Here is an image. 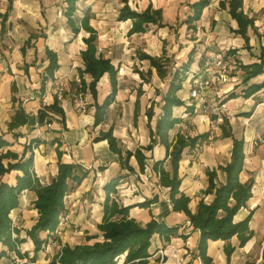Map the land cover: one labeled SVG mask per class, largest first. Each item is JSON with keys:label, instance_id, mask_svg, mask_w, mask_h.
<instances>
[{"label": "trees", "instance_id": "obj_1", "mask_svg": "<svg viewBox=\"0 0 264 264\" xmlns=\"http://www.w3.org/2000/svg\"><path fill=\"white\" fill-rule=\"evenodd\" d=\"M13 1L6 0L7 9L5 13L0 14L1 31L5 30V22L12 9ZM78 1L64 0L65 6L62 13L65 17L67 28L72 35L78 36L83 34L82 39L85 48L80 50L82 67H78L77 69L79 83L76 86V90H78V93L84 94L85 92H89L92 95L95 107L94 119L97 125L103 121L105 110L112 103L117 93L118 69L113 64L111 58L104 57L98 51L96 44L97 31L90 25V17L86 10L82 15L78 14ZM209 3L210 0H195L191 3L192 15H190L188 22L198 21ZM120 4L117 20L131 21V26L128 30L129 35L144 34L149 31L151 26L158 28L166 26L163 23L161 8H153L152 4H149L144 10L137 11L129 4V0H120ZM219 6L222 9H227L231 18L236 21L237 28L233 32L239 34L248 43L249 37L247 32L249 28L254 29L255 20L243 12V0H221ZM41 36L46 38L44 33ZM33 38L37 39L38 35L30 33L28 39L21 47L23 55ZM45 55L48 64L41 76V91L45 89L48 81L54 80V74L60 66L57 53L47 46L45 47ZM139 59L149 62L147 73L151 74L152 69H155L158 77L162 80L170 76L167 91L162 96L161 112L156 119L154 127L151 125V120L154 116L153 102L145 111L150 138L148 145L138 146L133 150L124 149L119 140L114 137L112 127L107 131H100L99 136L95 140H107L109 149L117 154L121 168L127 170L129 173L135 172L134 168L129 164L131 157L135 158L139 171L143 173L148 165L146 152L152 151L156 144L163 145L166 150L165 157L161 160H155L151 165V171L158 178V185L168 189L172 211L183 212L188 218L189 226L199 232L196 256L200 258L202 264H212V258L207 254L208 241L222 240L227 241L223 249L229 262L232 253L236 249V246L232 245L229 240L235 236L238 246L243 247L254 236L253 230L249 227L254 209L249 210L244 218L237 221L234 220L241 209L247 208V202L253 195V180L242 181L240 178L244 169L245 140L242 136L238 137L234 135L228 119H223V123L219 126L221 129L220 136L222 138H230L232 142L228 162L218 166V170H221L225 174V179L222 182L218 180L216 169L206 170L207 185L203 196L198 200L196 210L192 212L189 206L192 198L180 189L182 178L179 175V163L186 149H195L208 138L209 134L202 133L190 136L178 132L172 139L169 136L170 130L181 122L179 117L173 115L174 108L183 107L185 108L184 113L189 115L193 113V106H188L186 101L177 95V92L182 89V84L187 78L192 59L189 58L186 63L175 69L173 73L169 72L166 63L167 59L163 56L140 53ZM201 62L202 60H199V63ZM239 68L243 72L241 84L245 85V89L242 91L245 98H249L264 88V81L249 83L250 80L264 75V55H260L258 62L241 63ZM137 72L141 75L139 71ZM104 75L108 76L110 91L103 102L99 104L97 102V84ZM85 76L90 78L88 82ZM11 91L12 93L16 92L14 83L11 85ZM236 96L234 89L227 93L228 100L236 98ZM12 100L15 101L14 96H12ZM139 105L138 94L134 104L133 116L135 122L140 111ZM40 112L44 114V120L48 123H51L54 119V114L58 115L61 121L64 120L63 109L56 97L53 103L44 105L39 110ZM25 123L26 121L22 113L16 110L7 124V132L15 135L13 131ZM31 142L36 145L40 140L32 139ZM9 145L10 142L6 139L5 134L0 132V150ZM25 150L20 158H18L16 152L11 150L0 154V243L3 246H7L9 251H13L17 258L25 260L17 264H34L36 261L34 257H29L27 251H22L18 247V244H16L17 239L11 237L12 227L9 214L11 210L18 206L19 193L24 189H28L34 190L37 195L34 205L39 212V218L28 231V236L33 240L35 250L37 251L43 242L39 238L38 232H54L58 226L60 214L64 209L63 197L69 189V182L71 180L78 182L85 175L80 177L78 169L81 167L79 165L61 162L62 153L57 150V173L48 185H40L33 172L29 169L33 162V154L31 152L25 158ZM4 158L16 161L15 163L9 161L5 166L2 163V159ZM167 160L169 161L168 168L165 167ZM11 170H21L23 172L21 176H17L15 185L1 181V177ZM123 176L119 175L112 178L103 187L107 195L103 204V220L97 226L103 235V240L92 244H80L74 247L64 246L51 264H116L115 258L121 254H125L124 263L126 264H145L151 256L149 248L153 235H159L164 241H169L171 237L178 235L180 226H169L164 221L158 222L155 219H151L142 225L132 218L113 219V216L116 214L125 215L129 209L127 206H117L115 202L109 200L108 195L115 191V187ZM208 197L209 199H206ZM156 200L157 196L155 195L153 198L146 199L139 205L147 207ZM181 236L185 238L184 234ZM94 238H97V236ZM0 254L5 255L6 253L1 252ZM262 260H264V249H262Z\"/></svg>", "mask_w": 264, "mask_h": 264}, {"label": "rangeland", "instance_id": "obj_2", "mask_svg": "<svg viewBox=\"0 0 264 264\" xmlns=\"http://www.w3.org/2000/svg\"><path fill=\"white\" fill-rule=\"evenodd\" d=\"M148 1L151 2V0H129L130 5L138 11L143 10L148 4ZM194 1L195 0H154V2L151 3H153V6L155 5L162 9L163 23H165L166 26L162 28L151 26L148 32L133 35L128 34V24H122L117 21L118 9L121 6L120 0H79L77 2L79 8L78 14L82 15L85 10L88 13L90 17L89 23L97 31V47L101 48L100 53L103 56L112 57L113 63L118 68L117 75L120 89H125V96L119 102L108 108V124L112 123V125L117 127L121 122L127 123L130 119V110L132 108V105H129L130 95L131 99L135 100L137 98L136 95L139 94L140 111L136 122H134L138 129L137 131L131 130L130 134L126 136L125 144L122 143L124 149H135L137 146H140L143 131L148 134L145 111L149 104L153 102L154 116L152 122L157 119L161 112L162 96L166 93L170 81V76H167L163 80H158L154 76L155 69H152L151 74L147 73L149 70V62L146 60L141 61L139 59V54L146 53L152 56L165 57L170 73H173L175 69L186 63L189 58L192 59L187 78L184 84H182V89L177 92V95L181 97V99L191 103L188 99L190 84L187 79L193 71L197 72L198 68L201 67L199 60L204 58L203 54L206 51L215 50L213 48L211 49L212 45L208 46L207 39L231 38V34L229 33L231 31L228 30L229 26L221 25L220 27H215V24H211L212 20L209 14H206L204 16L205 18H203L202 12L201 18L198 21L188 22L190 15H192L190 4ZM64 6V0H45V5H42L43 9H45L43 13H46L49 19L52 20L50 27V32L52 31L51 36L55 35L54 33L56 31H62V33H64L62 28H66V20L61 10ZM207 18H210V24H208L209 27L204 29L202 25ZM257 18L260 19V22H256L255 20L254 25L257 26H254L255 29L253 31L249 30L250 39H264V13L257 15ZM18 21L27 30L36 35H40L41 32L44 33L43 27L40 30L37 29L39 33H36L34 31L36 28L30 27L22 19ZM5 23L6 32H8V29L11 28V25L9 26L8 24L12 22H9L8 19ZM8 33L5 34L6 37L11 36V34L9 35ZM68 36L71 37V39H79L82 37L80 35L73 36L70 31ZM247 48L250 49L249 46ZM234 59L238 63V68L245 60L235 56ZM137 71H139L141 75H139ZM240 71L235 75L237 78L233 88L237 96L235 99L227 102L228 112L220 113L219 116H217L222 118L221 120H217L216 114H213V107L217 104L219 97H214L212 94L207 98L208 105L206 106V113L199 110L189 115L184 114L182 107L173 109V115L181 119V122L172 130L173 137L178 132L190 136L202 133L209 134L208 138L201 142L195 149H186L179 163V174L190 182L189 186L194 187L192 191H189L190 197H194V200L195 182L197 185H200L201 182L203 183L205 171L208 169V167H206V158L214 153L215 149L220 151L219 155L222 163H225L228 158L229 146L221 144L222 140L219 139L221 135L219 126L223 123V119H225L226 116L236 136H242L244 139L246 137L248 145L252 147V155L247 158L245 169L248 174H254L260 179V182L256 183L257 187L253 189V197L255 199H264V192H260V189L264 190V188L259 187L258 190V186L264 184V90L261 89L249 98H245L242 94L245 85L241 84L242 74ZM105 79L106 75L101 81H105ZM252 81L262 82L264 81V75L249 81V83ZM76 83H79V79ZM69 86L72 87L71 85ZM77 91H71V94L76 95L75 100L79 94ZM82 96L84 97V95ZM69 98L74 99L71 95H69ZM213 117L216 118L213 119ZM198 119H204L203 123H199L197 121ZM139 128H142V131H139ZM2 130H4L3 133L7 136L10 145L1 149L0 154L2 152L5 153L7 150H11L16 152L18 158H20L26 148L25 158L28 157L31 152L33 154V162L29 168L30 171L33 172L40 185H48L55 177L57 169L51 170L48 174H38L35 168V156L38 152V146L32 144V138L29 137L30 133L23 130L13 135L7 131L5 132L6 128H0L1 132ZM127 140L130 141L128 142ZM255 142L257 144H255ZM219 146L220 148H218ZM9 161L15 163L16 160H11L9 158L2 159V163L5 166ZM168 163L169 161L167 160L165 163L166 168H168ZM78 171L80 177L83 175L87 177L88 171L83 167L79 168ZM22 174L23 172L21 170H11L1 177V181H5L10 185H15L17 176H21ZM143 174L139 176V179L145 176ZM248 177L246 173L242 174L243 180ZM84 178H80L78 182L75 180L69 182V189L63 197L64 209L60 214L58 226L54 232H38V236L43 242L40 249L37 251L35 250L33 240L28 236V231L39 218V212L34 205L37 195L34 190L28 189H24L19 193L18 206L11 210L9 214L12 227L11 237L17 239L16 244H18V247L22 251H27L29 257H34L36 260L34 264H51L55 256L60 254L64 246L74 247L80 244H92L96 241L103 240V235L97 227L98 224L94 209L98 206V201H100L103 207L107 194L105 191H100L98 183L95 185L93 184V186L86 191L79 189ZM95 178L96 177H94V180ZM148 179L151 181L152 177L148 176ZM125 182L119 181L115 187V191L108 194L109 200L115 202L117 206H124V199L129 193L128 190L126 191L129 185ZM30 193L33 194V198L30 196ZM131 193L138 194L134 189H132ZM262 208H264V203H262ZM249 209L250 206H248L247 211L243 210L240 216L247 214ZM128 213L129 209L125 215L116 214L113 216V219L129 218ZM102 220L98 223H101ZM179 231L178 233H180ZM184 232L186 233L187 231L184 230ZM95 236H97V238H94ZM173 238H175V236ZM169 244L172 246L171 243H168V245L165 244L166 246L163 245L154 252L153 257L157 259L159 264L161 262V257L158 256L159 254H157V251L160 249L169 250L168 256H165L163 261H167V264H172L169 259L172 258L175 253H173L175 248L171 247L170 251V247H168ZM1 251L6 254L0 256V264H17L25 261L17 258L13 251H9L7 246H1L0 243V253ZM124 259L125 254H121L115 258V262L116 264H126L124 263ZM179 261L180 262H177V264H182V261Z\"/></svg>", "mask_w": 264, "mask_h": 264}, {"label": "crops", "instance_id": "obj_3", "mask_svg": "<svg viewBox=\"0 0 264 264\" xmlns=\"http://www.w3.org/2000/svg\"><path fill=\"white\" fill-rule=\"evenodd\" d=\"M220 1L221 0H210L209 5L203 10V18H205L204 16L206 14H209L212 20L211 24H215V27H220L221 25L229 26L228 30L231 31L229 32L231 34V38L207 39L208 46L212 45L211 49L213 48L218 51L225 50L228 54L230 53L229 55L239 57L243 60L245 59V64L258 62L260 55H264V39H250L249 30L253 31L255 27L254 29H248V43H246V41L239 34L234 33L233 30L237 28V23L231 18L227 9L220 8ZM151 2H154V0H151ZM151 2L148 1V4L145 6V8L149 4H152L153 6V3ZM42 5H45V0H14L12 9L9 12L7 18V20L9 19V22H12L8 24L9 26L11 25V28L8 29L9 33L6 32V25L5 30L1 31L0 18V128H6V132L7 124L15 114V111L19 110L22 113L26 123L23 126L15 129L13 133L16 134L19 131L24 130L30 133V138L40 140V142L36 144V146H38V156H35V168L38 174H48L51 170L57 169L58 158L56 151L59 150L62 153L61 161L63 163L76 164L88 171L87 177H85L81 182L79 189L86 191L91 186H93V184L95 185L98 183L100 191L104 192L103 187L108 181L119 175H124L120 181H126L125 183L129 185V188L127 187L126 189V191H129V193L124 199V206L129 207V218H133L141 224H146L151 219H155L158 222L164 221L169 226H180V231L178 230L180 233H178L175 238L171 237L169 241H164L157 234L153 235L151 238V246L149 248V253L151 256L147 259L145 264H159L157 259L153 257V254L156 249L162 247L165 244L168 245V243L172 244V246H170V244L168 246L170 247V251L171 247L175 248L173 251V253H175L173 254L172 258L169 259L172 264H177L174 255H176L179 260H182V264H202L200 258L196 256V246L199 239V232L193 230L192 227L189 226L188 218L183 212L172 211L168 196V189L158 185V178L151 171L152 163L155 160H161L165 157V147L161 144H156L152 151L146 152V156L148 157V165L143 172L144 174L139 171L135 158L131 157L129 164L134 168L135 172L129 173L127 170L121 168L118 156L109 149L107 140H95V138L99 136L100 131H107L110 127H112L114 137H116L119 140L121 146H123L122 143L125 144L126 136L130 134L131 130L137 131L138 129L135 126L136 124H134L135 121L133 116L136 99H131L130 95L129 105H132L130 110V119L127 123L121 122L117 127L112 125V123L108 124L107 111L109 107L119 102L125 96V89H120L119 81L115 98L106 108L104 118L101 123L97 125L95 124L94 99L89 92L82 94L88 102V111L85 113L78 111L75 101L76 95L71 94V91H74L77 88L76 81L79 79L77 69L78 67H82L80 50L85 48V44L82 37L79 39H71V37L68 36L69 30L67 25L66 28H62L64 33H62V31H56L54 33L55 35L51 36L52 31L50 32V27L52 20L49 19L46 13H43L45 9H43ZM153 8L158 7L154 5ZM6 9V0H0V14L5 13ZM243 12L249 17H253L256 22H260V19L257 18V15L264 13V0H243ZM21 19L30 27L36 28L34 30L36 33H39L37 29L40 30L43 27V32L46 35V38H43L41 36V32L37 39L33 38L30 42V45L26 47V52L24 55L21 52V47L24 45L30 33L32 32L27 30L19 23L18 20ZM209 19L210 18H207V20L203 22L202 27L204 29L209 27ZM119 22L122 24H128V28L131 26L130 20ZM6 33L9 35L11 34V36L6 37ZM2 35L5 36L3 37ZM80 36L82 35L80 34ZM46 46L57 53L58 63L60 66L54 74V80L48 81L46 83L45 89L41 91V76L48 64V60H46L45 55ZM248 46L250 49L247 48ZM98 51H101L100 47H98ZM106 58H111L113 62L112 57ZM115 67L117 68V66ZM240 73L243 74L242 71H240ZM154 76L158 80L160 79L156 71H154ZM85 78L87 82L90 80L88 76ZM236 78L237 77L235 76L234 82ZM13 83L16 86L15 93H12L11 91V85ZM58 84L64 85L65 89L67 90H65L66 98L64 101L59 102L64 112V120L61 121L60 117L54 114V119L51 121V127L48 128V122L44 120L45 116L42 112L39 113V110L44 105L53 103L55 98L54 90ZM262 90H264V88H262ZM109 91V79L106 75L105 81L100 80L97 84V102L99 104L103 102ZM69 95H71L74 99H70ZM12 96L15 97V101L12 100ZM184 110L185 108H183V112ZM203 120L204 119H198L197 121L199 123H203ZM155 123L156 120L152 122V127L155 126ZM140 130L142 131V128H139V131ZM172 130L169 132L170 139L173 138ZM2 132H4V130H2ZM232 132L234 135H236L235 131ZM219 139L222 140V143H219L229 146L228 158L226 159V162H228L232 146L231 139L222 138L221 136ZM130 140L127 141L129 142ZM244 140V152L246 156L244 161V169L240 175V178L242 181L252 179L254 182V189L257 187L256 183H259L260 179L254 174H248L246 172V160L252 155V147L251 145H248L246 137ZM149 141V131L148 134L143 131L140 146L148 145ZM218 148H220V146ZM215 152L206 158V167H208L209 170L216 169L217 178L222 182L225 179V174L221 170H218V166L224 165L226 162H221L219 155L220 151L218 149H215ZM243 173H246L249 177L243 180ZM142 174L145 176L139 179V176ZM148 176L152 177L151 181L148 179ZM94 177H96L95 180ZM180 177L182 178L180 189L189 195V191H192L194 187L189 186L190 182H188L187 179H184L183 176L180 175ZM203 183L201 182L200 185H197L195 182V200L194 197H191L192 200L189 204L192 212L196 210L198 200L203 196L204 190L206 188V171L205 177H203ZM259 187L264 188V184H262V186H258V190ZM132 189H134V191L138 194L131 193ZM260 192H264V190L260 189ZM252 193L254 194V190H252ZM155 195L157 196V200L149 204V206L141 207L139 205L146 199L153 198ZM30 196L33 198L32 193H30ZM206 199H209V197ZM98 202V206L94 209L96 212L95 216L97 219V224H99L98 222L102 220L104 214L103 207L100 204V201ZM262 203H264V199H255L253 195L247 202V208L250 206L249 210L254 209V213L249 222V227L253 230L254 236L243 247L238 246V241L235 236L229 240L232 245L236 246V249L232 253L229 262L227 261L223 249L227 241H208L207 254L212 258V264H264V260H262V249H264V208H262ZM247 208L241 209L235 216L234 220L237 221L244 218L248 212L243 216H240V214L243 210L247 211ZM184 230L187 232L185 233ZM182 234L185 235V238L181 236ZM1 246L3 245L1 244ZM168 252L169 250L166 249L167 254ZM3 255L4 254H0V256Z\"/></svg>", "mask_w": 264, "mask_h": 264}, {"label": "built area", "instance_id": "obj_4", "mask_svg": "<svg viewBox=\"0 0 264 264\" xmlns=\"http://www.w3.org/2000/svg\"><path fill=\"white\" fill-rule=\"evenodd\" d=\"M203 55L201 67L198 68L197 72L193 71L187 79L190 84L188 99L191 103L186 102V104L193 106V112L202 110L206 113L207 98L212 94L214 97H219L217 104L213 107V114H216L217 117L220 113L228 112L227 102L232 99H227V93L234 88L235 75L239 71L238 63L235 61L234 56L229 55L225 50H209ZM54 95L59 102L64 101L66 98L64 85L58 84L55 87ZM75 101L78 111L82 113L88 111V102L81 93L78 94ZM216 117H213V119ZM225 118L227 119V116ZM221 119L217 117V120ZM47 127L50 128L51 123H47ZM255 144L257 143L255 142ZM157 254L161 257L160 264H167V261H163L164 257L168 256L166 250L160 249ZM174 256L176 261L180 262L179 258L176 255Z\"/></svg>", "mask_w": 264, "mask_h": 264}, {"label": "bare ground", "instance_id": "obj_5", "mask_svg": "<svg viewBox=\"0 0 264 264\" xmlns=\"http://www.w3.org/2000/svg\"><path fill=\"white\" fill-rule=\"evenodd\" d=\"M120 259V258H119Z\"/></svg>", "mask_w": 264, "mask_h": 264}]
</instances>
